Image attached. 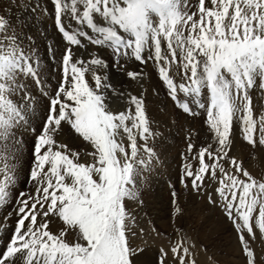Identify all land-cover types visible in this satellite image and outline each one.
I'll list each match as a JSON object with an SVG mask.
<instances>
[{
  "label": "snow or ice",
  "instance_id": "snow-or-ice-1",
  "mask_svg": "<svg viewBox=\"0 0 264 264\" xmlns=\"http://www.w3.org/2000/svg\"><path fill=\"white\" fill-rule=\"evenodd\" d=\"M149 65L181 113L204 116L185 132L173 230L157 249L137 211L163 164ZM241 146L264 163V0H0V228L16 216L0 264H231L182 223L185 193L224 214L239 264H264V171Z\"/></svg>",
  "mask_w": 264,
  "mask_h": 264
},
{
  "label": "rangeland",
  "instance_id": "rangeland-1",
  "mask_svg": "<svg viewBox=\"0 0 264 264\" xmlns=\"http://www.w3.org/2000/svg\"><path fill=\"white\" fill-rule=\"evenodd\" d=\"M20 14L21 13L19 11L15 12L16 16H19ZM29 19H31V17H29ZM47 24H48V28H47L48 37L52 38L56 42H60L61 43L60 46L62 47L63 45L62 42L60 41L59 34L55 31L54 27L51 25V22H47ZM44 53L45 50L41 54L43 55ZM149 66L146 68L145 71L148 74L149 73L153 74V76L151 74L148 75V77H150L148 78L149 82L147 81L145 85V87L148 88L147 103L149 105V103L153 102L152 104L153 106L151 104L148 106L149 112L151 111L153 112L152 119L160 123L161 125L160 130L163 132V136L158 138L156 141L158 152L162 154L161 159L163 161V164L158 166V168L153 171L152 176L149 178L148 184L145 187L143 193L144 204L141 208L137 209V211L140 216L139 226L145 230L144 239L147 240L148 244L153 249H157L160 248L161 246L167 247L168 240L170 238L168 234H171L173 230L172 204H171L172 198L170 194L171 191L170 186L175 185L177 188L181 187L179 180L182 175V166H181L182 155L186 150L185 132L190 127H195L196 129L203 131L202 122L204 120V116L203 114H201L199 117L192 118L181 113L180 110L175 107L173 102L165 94L164 91L165 89L163 87V84L157 78L153 66L151 65ZM49 67H51V65H49ZM139 67L140 66L138 64L132 65V68L134 70L136 68L138 69ZM151 69L153 70L151 71ZM117 74H116V78L122 79L126 86L128 87L130 86L131 90L134 89V91L133 90L132 91L134 93L136 92L135 94H138L140 92V88L138 86H135L136 84L122 77L119 73ZM151 77L153 79H151ZM154 82L156 85L153 84ZM153 89H156V91H158L159 93L158 97L157 95L154 94L152 95ZM148 92L150 93L149 96H148L149 94ZM154 104L156 106H154ZM163 112L164 113L166 112V114L169 113V116L168 114L167 115L163 114ZM172 112L175 113L174 117L171 116L170 114ZM37 115L38 117L39 115L41 117V119L37 122V128H39L40 123H42V114L38 112ZM32 139L33 137H29V143H31ZM65 139L73 147L76 148L84 147L82 141H80L79 139L69 138L67 135ZM241 148L243 147L241 146ZM245 152L246 151H244V154ZM24 160L27 161V163H25L24 161L21 162V167L23 171L21 172L19 177L20 179V184L18 186L19 190L25 189L24 181L27 177V173L30 167L29 163H31V157L27 149L25 150ZM246 162L248 166L250 168L253 167V169L256 168V162H259V164L261 163L259 156L258 159L256 160L246 157ZM27 187L30 189L31 185H28ZM185 199H186V204L189 207V215L186 218H184L182 223H184L186 226L194 228L196 230L194 235H198L199 242L202 244H208L212 248L213 252H215L220 257L221 260L231 261V264H239V261L235 258L234 255L238 248L235 232L233 231L231 224L228 222L227 218L220 211V209L213 208L212 206L208 205L206 202L203 203L197 202L195 197L189 195L188 193H185ZM4 211L6 212L8 211V209ZM196 212L197 213L200 212V213H198L197 215ZM1 214L4 215V212H0V215ZM12 216H15V214H13ZM153 226L155 227L156 232H159L162 235L159 236L155 235L152 231ZM9 228H12V230L14 229L13 222L12 223L9 222ZM7 235L8 236L6 237V240L8 241V239L12 234L11 235L7 234ZM136 242L137 243L141 242L139 237L137 238ZM4 244L5 243H2V246Z\"/></svg>",
  "mask_w": 264,
  "mask_h": 264
},
{
  "label": "bare ground",
  "instance_id": "bare-ground-1",
  "mask_svg": "<svg viewBox=\"0 0 264 264\" xmlns=\"http://www.w3.org/2000/svg\"><path fill=\"white\" fill-rule=\"evenodd\" d=\"M19 14V13H18ZM48 22H50V21H48ZM52 32H53V30H52ZM35 34V33H34ZM54 37V36H53ZM52 39V38H51ZM37 44H38V46H39V48H40V51H41V53L45 50V44H46V39L45 38H41V37H39V35H37ZM61 44V43H60ZM150 67V66H149ZM137 69V68H136ZM146 70V69H145ZM153 69H151V71H152ZM153 73V72H152ZM149 74H151V73H149ZM152 76H153V74H151ZM117 76H118V74H117ZM120 77V76H119ZM148 78H150V77H148ZM151 79H153L152 77H151ZM148 82H149V80H148ZM153 82V81H152ZM127 84V83H126ZM153 84H155V82L153 83ZM160 84V83H159ZM134 85V84H133ZM148 85V84H147ZM151 85V84H150ZM156 85V84H155ZM162 85V84H161ZM160 85V86H161ZM135 86H137V85H135ZM158 86V85H157ZM130 87V86H129ZM134 87V86H133ZM132 87V88H133ZM148 87V86H147ZM164 87V86H163ZM153 88V87H152ZM160 88V87H159ZM146 89H148V88H146ZM150 89V88H149ZM133 91H134V89H132ZM152 90V89H151ZM165 91V90H164ZM136 93V92H135ZM149 93V92H148ZM151 93H152V91H151ZM150 95V93L148 94V96ZM152 95H153V93H152ZM154 97H156V96H154ZM157 97H158V95H157ZM149 99V98H148ZM151 99V98H150ZM158 100V99H157ZM152 101V100H151ZM151 101H149V102H151ZM152 105L153 104V102L152 103H149V105ZM163 104V103H162ZM148 105V106H149ZM153 106V105H152ZM154 106H156L155 104H154ZM158 106V105H157ZM159 107V106H158ZM151 108V107H150ZM158 109V108H157ZM152 110V109H151ZM150 110V111H151ZM160 110V109H159ZM169 112V111H168ZM172 113H173V115H172ZM172 113H170L171 114V116H175V113L174 112H172ZM163 114H165V115H167L168 114V116H169V113H167L166 114V112L164 113L163 112ZM150 115H151V117L153 116V112L151 111L150 112ZM156 115V114H155ZM180 115V114H179ZM39 117H40V115H39ZM41 118V117H40ZM153 118V117H152ZM158 120V119H157ZM164 123V122H163ZM160 124V123H159ZM167 124V123H166ZM164 127V126H163ZM168 129V128H167ZM187 129V128H186ZM182 131V130H181ZM70 138V137H69ZM81 143V142H80ZM83 143V142H82ZM77 145V144H76ZM75 146V145H74ZM239 150L242 152V153H244V151H246L244 148H239ZM245 156L247 157V153L245 152ZM30 164V163H29ZM260 167V168H259ZM252 169H253V167H252ZM260 169V170H259ZM255 172H257V173H260V172H262V171H264V163H260L259 164V162H256V168H254L253 169ZM259 171V172H258ZM24 173V172H23ZM22 178V177H21ZM23 180V179H22ZM21 180V181H22ZM171 185V184H170ZM22 190V189H21ZM160 195V194H159ZM146 196V195H145ZM166 196V195H165ZM148 197V196H147ZM151 197V196H150ZM161 197V196H160ZM141 210V209H140ZM160 211V210H159ZM161 213V212H160ZM197 213V212H196ZM198 213H200V212H198ZM198 213H197V215H198ZM168 215V214H167ZM193 215V214H192ZM161 216V215H160ZM199 216H200V214H199ZM3 217H4V215H0V220H2L3 219ZM186 218V217H185ZM210 219V218H209ZM222 219V218H221ZM160 221V220H159ZM222 221V220H221ZM9 222L10 223H12L13 222V226L15 227V224H16V216H11V219H8V220H6V221H4V223H5V227L4 228H0V247H2V243H6V237L8 236L7 234H9V235H11L12 234V228H9ZM223 222H224V220H223ZM208 223V222H207ZM204 224V223H203Z\"/></svg>",
  "mask_w": 264,
  "mask_h": 264
}]
</instances>
